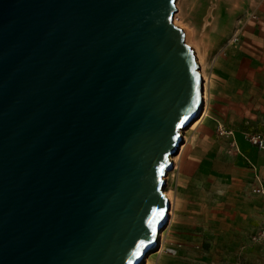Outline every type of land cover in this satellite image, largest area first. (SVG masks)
Listing matches in <instances>:
<instances>
[{
	"label": "water",
	"instance_id": "95a60500",
	"mask_svg": "<svg viewBox=\"0 0 264 264\" xmlns=\"http://www.w3.org/2000/svg\"><path fill=\"white\" fill-rule=\"evenodd\" d=\"M177 0H0V264H140L203 110Z\"/></svg>",
	"mask_w": 264,
	"mask_h": 264
},
{
	"label": "rangeland",
	"instance_id": "374dc122",
	"mask_svg": "<svg viewBox=\"0 0 264 264\" xmlns=\"http://www.w3.org/2000/svg\"><path fill=\"white\" fill-rule=\"evenodd\" d=\"M176 7L175 24L205 63L210 116L182 130L164 184L169 220L140 264H264V148L253 140L264 139V0Z\"/></svg>",
	"mask_w": 264,
	"mask_h": 264
},
{
	"label": "bare ground",
	"instance_id": "6f19581e",
	"mask_svg": "<svg viewBox=\"0 0 264 264\" xmlns=\"http://www.w3.org/2000/svg\"><path fill=\"white\" fill-rule=\"evenodd\" d=\"M175 23V22H174ZM186 36V35H185ZM187 42V41H186ZM200 73H201V77H202V80H203V92H202V98H203V101H204V105H203V110H202V114H201V119L202 118H204L205 116H207L208 115V97H209V76H208V73H207V71H206V69H205V63H204V61H201L200 60ZM199 117V118H200ZM182 133V132H181ZM183 134V133H182ZM185 138H187V137H185ZM187 141V140H186ZM183 143V142H182ZM185 143V142H184ZM183 146H185V145H183ZM183 146H182V148H183ZM180 147H181V145H180ZM180 147H179V149H180ZM181 148V149H182ZM183 150V149H182ZM179 151V150H178ZM178 153V152H177ZM175 156V154L174 155H171V157H170V159H171V161H172V164L174 163L175 164V166L177 165V163H176V157H174ZM179 157V156H178ZM178 159V158H177ZM173 168V167H172ZM170 171V170H169ZM168 173V172H167ZM166 173V174H167ZM165 174V175H166ZM168 175H169V173L167 174V176L165 177V179L168 177ZM164 193H165V196L168 198V200H169V202H170V205H171V203H172V199H171V197H170V194L168 193V191H164ZM172 207V206H171ZM170 213H171V211H169L168 210V214L170 215ZM161 237H162V233H158V235H157V238H156V245H155V247L153 248L154 250L155 249H158L159 247H160V245H161ZM152 249V250H153ZM151 250V251H152Z\"/></svg>",
	"mask_w": 264,
	"mask_h": 264
},
{
	"label": "built area",
	"instance_id": "2783aa9c",
	"mask_svg": "<svg viewBox=\"0 0 264 264\" xmlns=\"http://www.w3.org/2000/svg\"><path fill=\"white\" fill-rule=\"evenodd\" d=\"M253 140H254L255 143L259 144L261 146V148H264V139L262 137L256 136V137H254Z\"/></svg>",
	"mask_w": 264,
	"mask_h": 264
},
{
	"label": "crops",
	"instance_id": "0c3cea01",
	"mask_svg": "<svg viewBox=\"0 0 264 264\" xmlns=\"http://www.w3.org/2000/svg\"><path fill=\"white\" fill-rule=\"evenodd\" d=\"M245 90H247V91H248V90H249V88H248V89H245ZM216 113H217V112H216ZM216 115H218V114H216ZM208 116H210V115L208 114ZM206 117H207V116H206ZM206 117H205V118H206ZM205 118H204V119H205ZM214 118H215V117H214ZM216 119H217V118H216ZM248 155H249V154H246V153H243V154H242V156H243L245 159H248V160H250L251 158H250ZM250 161H251V160H250Z\"/></svg>",
	"mask_w": 264,
	"mask_h": 264
}]
</instances>
